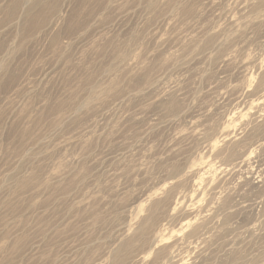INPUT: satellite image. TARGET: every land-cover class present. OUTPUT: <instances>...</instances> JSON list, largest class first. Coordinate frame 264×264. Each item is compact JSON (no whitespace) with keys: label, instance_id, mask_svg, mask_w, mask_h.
<instances>
[{"label":"rangeland","instance_id":"obj_1","mask_svg":"<svg viewBox=\"0 0 264 264\" xmlns=\"http://www.w3.org/2000/svg\"><path fill=\"white\" fill-rule=\"evenodd\" d=\"M0 264H264V0H0Z\"/></svg>","mask_w":264,"mask_h":264}]
</instances>
